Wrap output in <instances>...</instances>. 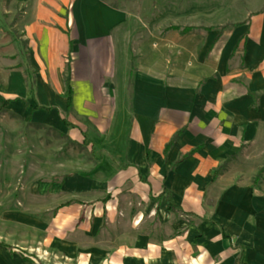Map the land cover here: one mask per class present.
I'll list each match as a JSON object with an SVG mask.
<instances>
[{
  "label": "crops",
  "instance_id": "obj_1",
  "mask_svg": "<svg viewBox=\"0 0 264 264\" xmlns=\"http://www.w3.org/2000/svg\"><path fill=\"white\" fill-rule=\"evenodd\" d=\"M8 3L3 22L17 32L19 48L4 67L5 114L74 140L95 137L111 148L115 143L113 181L131 185V201L145 206L134 222L141 214L155 222L156 203L162 216L147 236L134 225L130 237L109 239L108 230L100 229L99 240L90 235L78 241L77 233L95 226L80 225L78 206L61 205L47 231L53 239L44 244V225L30 217L42 208L15 214L3 195L0 264H43L28 253L35 246L67 264H264V0H234L226 15L219 7L223 19L217 27L171 31L181 37V56L192 64L185 69L169 62L160 78L134 72L126 112L128 57L137 56L140 43L154 33L131 34L138 19L97 0ZM224 26L234 28L218 33ZM167 35L164 41L173 37ZM64 78L70 93L66 115ZM165 194L176 213L164 211ZM174 216L196 224H168ZM70 227V239L57 240Z\"/></svg>",
  "mask_w": 264,
  "mask_h": 264
},
{
  "label": "rangeland",
  "instance_id": "obj_2",
  "mask_svg": "<svg viewBox=\"0 0 264 264\" xmlns=\"http://www.w3.org/2000/svg\"><path fill=\"white\" fill-rule=\"evenodd\" d=\"M11 0H0V96H3V77L9 64L7 59L18 51L17 32L5 24L4 11L10 12ZM234 0H97L109 10L127 14L138 19L132 26L130 33L140 38H147L148 34L155 36L146 39L139 45L137 56L129 55L128 72L124 83L123 110L127 111V96L129 78L134 72L153 74L160 78L167 71L169 62L188 69L191 60H184L180 53V36L170 35V28L183 27H217L222 21L219 7L224 15L233 8ZM243 1V0H242ZM260 1V0H257ZM5 5V7H4ZM16 8L14 12H16ZM173 36L164 41L163 36ZM183 48H191L187 45ZM183 59V60H182ZM183 65V66H182ZM2 100V99H1ZM125 120V119H124ZM123 126L128 125L123 121ZM89 147H87L88 145ZM116 144L111 148L103 144L102 139L85 137L74 140L65 135L48 132L41 127H32L22 122L19 116L5 114L4 104L0 103V204L3 195L6 196V207L10 205L13 213L20 214L24 209L42 208L35 218L45 227L44 244L53 239L47 231L52 226L55 208L57 206H78L82 216L80 225L87 224L91 232L84 230L77 233L78 241L87 236L99 240L98 231H107L109 237L131 236L128 227L139 226L145 231L150 225L159 224L161 207L155 205L156 219L148 223L144 214L134 222L137 212L145 206L131 201V185H119L113 181L117 168V160L113 157ZM112 150V151H111ZM113 155V156H112ZM259 164H264L261 162ZM258 176L255 177L256 182ZM80 180L79 187L68 188L69 183ZM87 182L90 185H87ZM68 189H65V188ZM82 187V188H80ZM82 189V190H79ZM104 201L102 208L98 202ZM2 206V205H1ZM3 207V206H2ZM3 211L0 210V214ZM158 216V217H157ZM179 219L189 225H195L193 219H182L178 216L168 218V224L179 222ZM155 223V224H154ZM2 224L0 225V227ZM76 229H74L75 231ZM77 230H80L79 228ZM94 230L97 232L94 234ZM73 229L70 227L58 239L65 242L70 239ZM18 236V233H13ZM51 237V238H50ZM17 240L13 237V241ZM34 241L40 243L39 238ZM15 244V242H13ZM39 245V244H38ZM32 257L38 258L43 264H67L62 256H55L49 252L39 250L35 246Z\"/></svg>",
  "mask_w": 264,
  "mask_h": 264
},
{
  "label": "trees",
  "instance_id": "obj_3",
  "mask_svg": "<svg viewBox=\"0 0 264 264\" xmlns=\"http://www.w3.org/2000/svg\"><path fill=\"white\" fill-rule=\"evenodd\" d=\"M234 28V26H224V27H222V28H220V29H217V32L218 33H220V32H223V31H226V30H230V29H233ZM170 31H179L178 29H176V28H171V29H169ZM190 31V29H181L180 31H179V34H186V33H188ZM200 31H202V32H204V33H208V32H211V31H213L212 29H204V30H200ZM63 95H62V97H63V100H64V110H65V115L69 112V101H70V93H69V90H68V88H67V80L64 78L63 79ZM62 124V126L64 127V128H68L66 125H64L63 123H61ZM177 138V135H174L170 140H169V142L163 147V149H162V152H161V156H164V154L168 151V149L170 148V146H171V144L175 141V139ZM181 160L182 159H180L177 163H175L174 165H173V167L174 166H176V165H178L180 162H181ZM214 177V176H213ZM162 193H165L164 191H162ZM158 199H159V197H157L155 200H154V202H156V201H158ZM163 203H164V211L166 212V213H170V214H173V213H176L177 212V209L175 208V207H173V206H171L170 205V203H169V199H168V196L165 194V197H164V201H163Z\"/></svg>",
  "mask_w": 264,
  "mask_h": 264
}]
</instances>
